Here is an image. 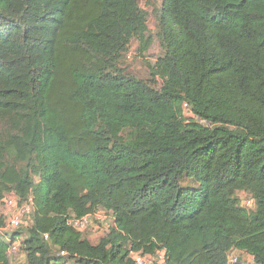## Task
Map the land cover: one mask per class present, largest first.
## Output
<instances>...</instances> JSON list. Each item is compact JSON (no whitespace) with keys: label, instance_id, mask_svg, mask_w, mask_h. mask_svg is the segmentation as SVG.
Returning a JSON list of instances; mask_svg holds the SVG:
<instances>
[{"label":"trees","instance_id":"obj_1","mask_svg":"<svg viewBox=\"0 0 264 264\" xmlns=\"http://www.w3.org/2000/svg\"><path fill=\"white\" fill-rule=\"evenodd\" d=\"M156 21L158 89L122 67L152 41L139 0H0V207H32L0 264L24 234L27 264H264V0H163ZM100 210L97 243L68 224Z\"/></svg>","mask_w":264,"mask_h":264},{"label":"rangeland","instance_id":"obj_2","mask_svg":"<svg viewBox=\"0 0 264 264\" xmlns=\"http://www.w3.org/2000/svg\"><path fill=\"white\" fill-rule=\"evenodd\" d=\"M162 1L163 0H139L140 7L146 13V18L148 21L149 32L147 35L148 37L152 38V41L150 45L147 46L145 42L140 41L139 39L132 40L122 58V67L128 74L149 81L148 83L157 89L161 85V80L158 79V81H153L149 70V65L153 64L163 54L160 43L155 36L157 32L156 12L159 9ZM3 128V124L0 123V129ZM14 195L15 193H7L5 195L6 200L10 201V207H7L5 204H2L0 207V215L6 218V226L2 229L3 231L0 232L2 235L7 233L11 235L16 232L23 231V227L14 228L8 226L9 218L6 216L8 211L7 209L11 208L12 210L17 211L22 205H27V203H22L20 199ZM239 197L242 201V204L248 209H251L247 203L252 200V195L248 192L241 191L239 192ZM83 233L93 243H97L99 239L105 235H103L99 229H87ZM25 237V234L19 237V239L16 240L13 246L10 248L9 253L12 264H27L26 253L21 246L22 240L25 239ZM238 253L243 260V263L248 264V254L244 252L240 253V251H238ZM69 264L76 263L74 261H70ZM149 264H162V262L160 258H157V255H155Z\"/></svg>","mask_w":264,"mask_h":264},{"label":"built area","instance_id":"obj_3","mask_svg":"<svg viewBox=\"0 0 264 264\" xmlns=\"http://www.w3.org/2000/svg\"><path fill=\"white\" fill-rule=\"evenodd\" d=\"M14 196L16 197V195ZM24 203H27V205H22L21 208L17 211L12 210L11 208L7 209L8 211L6 213V216H8L9 218L8 226L19 228L21 226H27L29 224V222L32 219V207H31V203L29 202H24ZM254 203H255L254 199L252 198V200H250L249 203L247 204L250 208H252ZM3 204H5L7 207H10V201H7L6 198H4ZM113 223H114V217L112 216V214L104 210L89 213L82 217H77L75 215H72L68 219V224L79 231L85 232L87 229H93V230L99 229L103 235L109 231ZM45 239H48V235H45ZM60 255L64 256L66 255V253L63 251L60 253ZM131 256L134 259L135 264H149L152 258L154 257L151 255H142L139 252H133V251L131 252ZM158 257L160 258L162 264H165V250L159 251L157 254V258ZM228 264H245V263H243V260L241 259L239 254L232 252L228 257Z\"/></svg>","mask_w":264,"mask_h":264},{"label":"crops","instance_id":"obj_4","mask_svg":"<svg viewBox=\"0 0 264 264\" xmlns=\"http://www.w3.org/2000/svg\"><path fill=\"white\" fill-rule=\"evenodd\" d=\"M235 253H238V251L235 250ZM240 253H243V252L240 251ZM238 254H239V253H238ZM239 255H240V254H239ZM248 256H249L248 264H256V263L254 262V260H253V257H252L251 255H249V254H248ZM70 261H73V260H67V261H66V264H69Z\"/></svg>","mask_w":264,"mask_h":264}]
</instances>
